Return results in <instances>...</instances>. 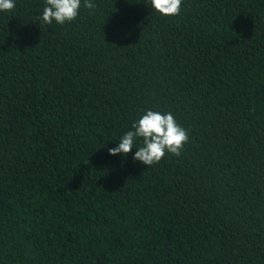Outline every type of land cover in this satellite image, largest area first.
<instances>
[{"label": "trees", "instance_id": "trees-1", "mask_svg": "<svg viewBox=\"0 0 264 264\" xmlns=\"http://www.w3.org/2000/svg\"><path fill=\"white\" fill-rule=\"evenodd\" d=\"M83 3L0 12V264H264V0ZM147 110L181 155L111 156Z\"/></svg>", "mask_w": 264, "mask_h": 264}, {"label": "clouds", "instance_id": "clouds-1", "mask_svg": "<svg viewBox=\"0 0 264 264\" xmlns=\"http://www.w3.org/2000/svg\"><path fill=\"white\" fill-rule=\"evenodd\" d=\"M152 8L163 17H175L180 14L182 0H150ZM41 21L51 25L72 23L79 16L81 0H45ZM15 0H0V12H12ZM83 7L95 9L92 0H84ZM94 14V12L92 13ZM118 142V147L109 148L111 156L127 157L135 148L134 161L147 167L159 164L166 154L179 157L189 141L187 131L175 120L171 112L147 110L146 114L132 124ZM138 142L139 143L138 145Z\"/></svg>", "mask_w": 264, "mask_h": 264}]
</instances>
